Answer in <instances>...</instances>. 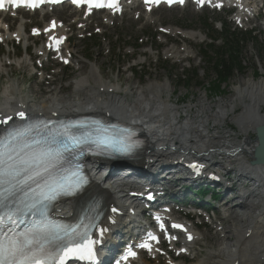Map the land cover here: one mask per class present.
<instances>
[{"label": "bare ground", "instance_id": "bare-ground-1", "mask_svg": "<svg viewBox=\"0 0 264 264\" xmlns=\"http://www.w3.org/2000/svg\"><path fill=\"white\" fill-rule=\"evenodd\" d=\"M231 4L240 8L238 15L248 14L250 16L253 13L254 7L250 6L245 0H233ZM54 15L56 17L62 16L61 13ZM23 27L21 25L15 32L18 37L24 35ZM59 31L65 34L66 28L56 30V32ZM177 32L178 30L171 31L173 35ZM184 37L196 38V34L186 32ZM80 67L85 68L86 66L81 62ZM2 68L3 65L0 60V70ZM101 68L97 63L96 65L90 63L86 74L81 75L73 83V93L67 98L61 97L59 94H51L52 96L48 99L39 103H32L29 97L24 96L20 89L18 90L19 87L12 85L9 89H5L1 96L0 120H5L8 117L12 118L10 114L12 110L17 108V111L24 109L31 114L35 113L52 118L76 117L87 113L101 114L110 116L117 121L142 127L147 139V149L144 154L146 161L156 150L154 155L159 162H164V157L167 155L171 158L178 157V159L181 156H187L190 159H202L205 162L212 161L213 164H219L218 160H223L226 164H236V167L228 166L229 168H225V170L232 168L236 172L235 180L240 184H244L245 188H239V192L246 190V193H244L246 198L242 201L252 208V213L247 218L236 216L234 219L236 222L229 226L230 230L226 227L222 229L220 235H223L224 239L220 244L221 248L217 246L219 250L211 253L209 259H195L197 262L193 263L264 264V166L252 164V157L254 158L258 141L256 138L254 141L251 140V137L256 134V129L264 126V112L262 110L264 108V81L257 82L249 79L241 86L238 85L234 88V98L231 97L232 104L228 105L229 107L219 106L220 110L215 115H210V107L206 108L204 104H201L200 116L191 118L187 115L190 112L189 110L186 114L187 117L185 119L183 117L184 120L181 121L183 115L181 116L177 106L170 102V96L166 95L168 92L166 84L147 85V87L138 91V89L131 88L129 84L132 81L127 79L125 83L130 87L128 90L123 91L120 89L119 84L103 81ZM238 106L242 108V112L233 118V122L235 121L238 124L244 139L237 142L235 140L229 141L220 136H228L230 133L227 132H217V136L211 135V122L209 121L213 120L217 124L225 122ZM155 144L158 148L163 149L158 150ZM211 150H214V152ZM247 159H251V161H247ZM183 163L184 161L172 165L179 166ZM155 164L157 163L149 164L147 169L155 166ZM99 166L100 163L98 162L91 164L94 181L89 192L100 197L98 202L103 205L102 212L105 215V223L111 220V217H114L113 209L121 210V206L126 202H124L123 186L106 180L107 184L104 183L103 185L108 186L111 190L108 191L98 184L101 182L103 175L100 174V170L103 168L100 169ZM180 169L182 175L185 176L187 173L185 168L180 167ZM256 200L261 201L258 203ZM78 207L77 201H69L58 207L57 214L69 217L75 214ZM187 231L189 236L193 238L190 245L197 243L198 238L195 233H192L189 225ZM137 262H141V259Z\"/></svg>", "mask_w": 264, "mask_h": 264}, {"label": "rangeland", "instance_id": "rangeland-1", "mask_svg": "<svg viewBox=\"0 0 264 264\" xmlns=\"http://www.w3.org/2000/svg\"><path fill=\"white\" fill-rule=\"evenodd\" d=\"M254 1L257 3V6H259V4L261 5V0ZM57 13H63L59 18L64 20L67 24L70 25L72 23V18H70L71 16H69L70 13L68 11ZM155 17L158 18L159 22L154 25H146L144 21L131 20L130 17H126L124 20L115 22L113 28H103V35L98 36L101 40L91 43L96 47L93 51H91L92 46L88 47V45L91 44L86 39L72 40L71 44L73 43V47L71 49L72 51H70L73 54L70 66L72 69L65 72V74L59 75L60 73H58L54 75L53 79L55 78L54 81L56 80V83L51 87H47V83L52 77V74L41 84L40 78L34 76V71L29 64L30 62H26V60H30V57L25 55L23 51H17V49H15L17 52L13 54H1L0 58L3 61L5 60L7 72L0 73V104L2 103L1 96L3 92L5 89H9L5 87H10V85H17V87H19L18 90L20 89L24 96L29 97L32 103H39L57 94L67 98L73 93L72 78L75 77L78 79L81 75H85L90 63L95 65L97 63L102 67L101 72L104 82L119 84L121 87L120 89L123 91L126 89L128 90L130 86L139 91V89L145 88L147 85L157 86L166 84L168 86L166 95L170 96V102L175 104L180 115H183L181 121H183L187 115L191 118L200 116V110H202L200 107L201 104H204L206 108L210 107V115H215L220 110V107H229L232 104V99L235 94L234 88L238 87V85L241 86L242 83L244 84L249 79L256 80L257 82L264 81V28L262 26L256 29L252 28L256 31L255 34H258V39L256 41L252 40L242 43L244 47L242 53V73L236 72L229 82L220 87V93L215 94L211 91L215 85L210 86L211 82L207 81V73L203 71V62L201 61L199 48L203 46L204 43L209 42V38L207 37L212 35L207 29L209 25L215 24L219 31L218 33H221V22L226 21H228L234 29H240L235 26L232 16L230 15L229 17V14L225 12L197 13L190 9H186L184 11L158 12ZM30 19L31 18H27L26 21L29 22ZM262 21L263 20H261V22ZM93 26L94 22L92 23L91 30ZM255 26H258L256 19L252 20L248 25V27ZM232 27L230 28L231 32H233ZM160 28H167L171 36L162 34ZM165 29L163 31H165ZM94 30L95 29H93L92 32H94ZM172 30H178L177 34L173 35L171 33ZM243 30L246 29L243 28ZM248 30H251V28H248ZM186 32H193V34H196V38L184 37ZM260 32L262 35L259 34ZM136 47L140 48L136 49ZM109 50H111L110 53H108ZM2 51L4 52V49ZM83 51L94 60H89V63H87L83 58ZM17 54L20 55V57H17ZM76 62H78L79 66L76 65ZM81 62L85 64V68L80 67ZM10 63L14 65H9ZM56 69L62 71L59 67H56L54 70ZM79 69L82 71H78ZM194 69L199 71V77H196L193 81H190L188 78L183 80L180 79V76H185L186 73H194ZM1 71H5L4 66L0 72ZM77 79H75V81ZM127 79H131L132 81L129 84L130 86H127L125 83ZM189 110L190 112L187 114ZM262 110L264 112V108H262ZM241 112L242 108L238 106L229 118L221 124L214 123L213 120H210L211 135L217 136V132H227L230 133L228 136L232 135L233 137L229 138L227 135L220 136L229 141H242L244 139L242 132L238 124L235 123V121L233 122V118L241 114ZM220 136L218 135V137ZM255 138L256 134L251 137V140L254 141ZM155 145L157 146V144ZM157 149L162 150L163 148H158L157 146ZM211 151L214 152V150ZM155 152L156 150L149 156L146 163H159L158 159L155 158ZM186 157L187 156H181V158L178 159V157L171 158L166 155L163 161L178 163ZM218 162L219 164H213L212 161L205 163L212 167L217 166L215 168H220L221 171L222 168H224L223 166H237L236 164H226L223 160H218ZM233 174L232 171L231 176L234 178ZM228 213V215L224 213L214 215L215 222H211V224L206 225V227H200L199 242L197 245H194L193 250L195 251H193V254L188 258L196 255L198 256L196 257L197 260H207L211 253H215L221 248L220 244L222 240L220 236H217V233L221 234V229L224 227L230 230L229 226L233 222H236V220L232 219L230 215L231 212ZM197 223L198 222H196V224ZM218 230L221 231L219 232ZM143 260L146 261L145 259ZM178 263L184 264L180 263V260ZM139 264L148 263L142 262ZM151 264L158 263L152 262ZM162 264H166V262Z\"/></svg>", "mask_w": 264, "mask_h": 264}, {"label": "snow or ice", "instance_id": "snow-or-ice-1", "mask_svg": "<svg viewBox=\"0 0 264 264\" xmlns=\"http://www.w3.org/2000/svg\"><path fill=\"white\" fill-rule=\"evenodd\" d=\"M7 3L18 7L27 0ZM4 4L5 0H0V9ZM17 115L25 119L23 111ZM8 120L11 117L0 120V124ZM34 127L7 129L0 136V264H68L69 260L95 264L100 241L92 238L91 231L99 226L84 220L62 223L47 215L53 201L75 195L87 184L81 166L73 165L70 158L71 152L86 141L78 137L57 141L55 136L36 139L31 136ZM89 137L97 154H130L134 148L122 132L100 124ZM29 216L31 219H26ZM99 231L103 237L106 229Z\"/></svg>", "mask_w": 264, "mask_h": 264}, {"label": "trees", "instance_id": "trees-1", "mask_svg": "<svg viewBox=\"0 0 264 264\" xmlns=\"http://www.w3.org/2000/svg\"><path fill=\"white\" fill-rule=\"evenodd\" d=\"M213 32V44L208 46V51L203 54V59L206 61L208 67L207 81H210V86H214L211 91L215 94L220 93V87L229 82L236 72L242 73V53L244 47L241 45V41L251 39L248 36L240 34H232L230 28H226L222 37V46L215 45V41H219L214 37L217 33L213 28H209ZM213 53V56L212 54ZM198 72H194L192 75L186 73L185 76H180V79L188 78L193 81L197 77ZM185 77V78H184Z\"/></svg>", "mask_w": 264, "mask_h": 264}, {"label": "water", "instance_id": "water-1", "mask_svg": "<svg viewBox=\"0 0 264 264\" xmlns=\"http://www.w3.org/2000/svg\"><path fill=\"white\" fill-rule=\"evenodd\" d=\"M256 139L258 141V147L254 153L253 165L264 166V126L256 129Z\"/></svg>", "mask_w": 264, "mask_h": 264}]
</instances>
